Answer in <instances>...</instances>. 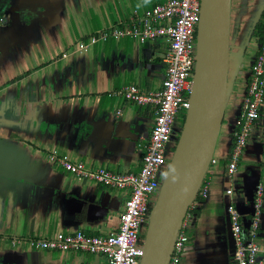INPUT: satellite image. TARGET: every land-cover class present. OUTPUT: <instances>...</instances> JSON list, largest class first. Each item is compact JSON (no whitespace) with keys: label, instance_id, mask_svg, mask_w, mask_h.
I'll return each mask as SVG.
<instances>
[{"label":"crops","instance_id":"1","mask_svg":"<svg viewBox=\"0 0 264 264\" xmlns=\"http://www.w3.org/2000/svg\"><path fill=\"white\" fill-rule=\"evenodd\" d=\"M168 1L0 0V264H108L101 255L33 244L61 233L116 232L129 195L80 180L50 157L88 169L140 172L158 108L127 99L125 90L135 86L148 96L162 91L168 44L113 33L129 25L135 13ZM238 8L240 28L245 21L252 26L248 38L255 37L264 0H238ZM249 9L255 18L247 19ZM255 39L253 48V43L234 48L231 41L227 108L215 151L220 161L204 180L208 197L196 203L188 221L190 242L182 264H237L228 206L232 202L249 221L252 199L264 186V106L236 175L227 173L261 45ZM257 243L264 264V208Z\"/></svg>","mask_w":264,"mask_h":264},{"label":"built area","instance_id":"2","mask_svg":"<svg viewBox=\"0 0 264 264\" xmlns=\"http://www.w3.org/2000/svg\"><path fill=\"white\" fill-rule=\"evenodd\" d=\"M202 0H169L145 14L135 13L129 25L114 30L116 37L131 36L146 43L158 39L166 40L168 51L164 57L166 74L162 91L144 95L137 87L125 90L127 99L139 105L153 102L158 112L151 136L145 146L142 168L137 174L114 173L106 168L88 169L72 163L66 158L50 157L53 163L63 167L80 180L91 181L106 188L129 192L124 211L119 218L116 232L106 236H94L78 231L73 234H58L53 239L37 240L33 244L41 249L86 252L104 256L108 264H140L144 256L143 228L149 223L151 212L162 181L163 169H168L178 132L179 117L186 116L190 108V94L196 66L197 28ZM106 38V37H104ZM264 106V43L260 45L251 66L250 79L241 102V115L233 133L228 156L227 173L234 177L247 148L256 123L261 118ZM219 159L213 157L210 168L217 166ZM209 168V169H210ZM163 175V179L161 178ZM162 180V181H161ZM233 189L227 195L233 196ZM209 184L202 185L199 195L206 199ZM252 216L245 222L238 209L231 202L228 212L235 247L233 252L237 264H261L262 252L259 237L264 208V186L259 185L252 199ZM196 201L192 204L176 239L169 264H182L190 238L188 221L193 217Z\"/></svg>","mask_w":264,"mask_h":264},{"label":"water","instance_id":"3","mask_svg":"<svg viewBox=\"0 0 264 264\" xmlns=\"http://www.w3.org/2000/svg\"><path fill=\"white\" fill-rule=\"evenodd\" d=\"M232 0H202L190 108L153 206L140 264H169L176 239L215 156L224 124Z\"/></svg>","mask_w":264,"mask_h":264},{"label":"rangeland","instance_id":"4","mask_svg":"<svg viewBox=\"0 0 264 264\" xmlns=\"http://www.w3.org/2000/svg\"><path fill=\"white\" fill-rule=\"evenodd\" d=\"M251 9H252V7H251ZM251 9L248 10V13H249L250 16L247 17V19H251L252 17L255 18V14H252L251 13L252 12ZM239 11L240 10L238 8V0H235V16L233 17V20H234L233 22L234 23H233V26H232V28H233V39L232 40H233L234 48H237L238 45H241L243 43L248 44V46H249V44L253 43V44H251V48H253V47H255V44H257V41H256L255 37L248 38V35H247V32H250L251 31L252 26L251 27L249 26L250 27V29H249L248 26L246 25L248 23H246L244 21V24H243L244 27L243 28L242 27L240 28V25H239V21L240 20L238 19L239 16H237V14H238ZM235 51H236V49H234V52ZM249 56H250V52H249ZM232 90H230L229 98L232 97V95H231L232 94ZM233 91L236 92L237 89L236 90H233ZM183 116L184 115H182L181 117H179V119L177 121V125L178 126H183V123H184ZM179 133L180 132H178V135H179ZM215 155H217L216 152H215ZM166 172H167V170L166 169H163V175H166ZM163 175L161 177L162 179H163ZM152 204H155V203H152ZM146 231H147V227L142 229V232H143L144 236L146 234Z\"/></svg>","mask_w":264,"mask_h":264},{"label":"trees","instance_id":"5","mask_svg":"<svg viewBox=\"0 0 264 264\" xmlns=\"http://www.w3.org/2000/svg\"><path fill=\"white\" fill-rule=\"evenodd\" d=\"M254 36L258 38V41L260 44L264 43V12H263L260 20L256 23L255 30H254ZM183 119H185V115L183 116ZM232 138H233V136H232ZM202 200L203 199H202L201 195H198V197L196 199V203L199 201H202ZM193 212H195V210H193ZM143 237H145V236H143Z\"/></svg>","mask_w":264,"mask_h":264}]
</instances>
